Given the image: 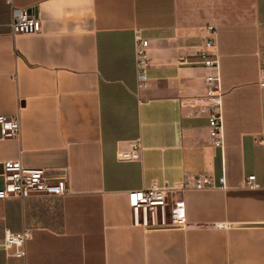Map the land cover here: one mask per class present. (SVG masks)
Masks as SVG:
<instances>
[{"label": "crops", "instance_id": "obj_1", "mask_svg": "<svg viewBox=\"0 0 264 264\" xmlns=\"http://www.w3.org/2000/svg\"><path fill=\"white\" fill-rule=\"evenodd\" d=\"M42 22L13 36L0 0V137L7 160L65 175L64 195L0 198V264H264V0H13ZM215 29L224 148L210 139L206 70L195 57ZM149 41L139 89L135 36ZM141 138V159L119 154ZM204 174L227 188L182 195L185 228L133 223L137 191ZM255 175L256 187L242 183ZM0 179V187H1ZM32 230L26 255L6 230Z\"/></svg>", "mask_w": 264, "mask_h": 264}, {"label": "built area", "instance_id": "obj_2", "mask_svg": "<svg viewBox=\"0 0 264 264\" xmlns=\"http://www.w3.org/2000/svg\"><path fill=\"white\" fill-rule=\"evenodd\" d=\"M13 9V21L9 25L13 36L37 35L42 32V22L26 10L14 7L13 0H7ZM0 26V34H2ZM211 36L199 47L195 57L206 70V93L204 106L209 112L210 139L219 148L225 146L224 136V97L222 88L221 62L217 51L215 29L209 28ZM149 41L144 39L141 31L135 36V55L138 72L139 89H147L149 85ZM22 125L19 116H0V137L16 138L21 135ZM144 145L141 138L137 139L130 150L119 154L123 161L141 159ZM0 198H27L34 193L64 195L68 192L65 175L51 177L44 168H30L23 165L20 159L7 160L0 168ZM256 176H249L242 185L255 188ZM227 188L226 178L218 181L211 176L200 174L186 176L177 183L153 182L151 186L136 192L132 203L133 223L145 229L185 228L186 206L182 195L190 190ZM32 238V230L22 232L5 231L3 248H16L18 256L26 255V244Z\"/></svg>", "mask_w": 264, "mask_h": 264}]
</instances>
